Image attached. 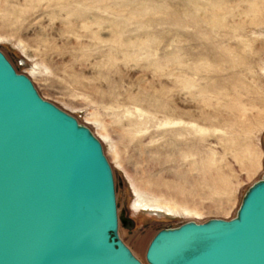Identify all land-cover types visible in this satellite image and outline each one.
<instances>
[{"label":"rangeland","instance_id":"1","mask_svg":"<svg viewBox=\"0 0 264 264\" xmlns=\"http://www.w3.org/2000/svg\"><path fill=\"white\" fill-rule=\"evenodd\" d=\"M0 50L100 140L144 264L157 231L233 218L264 175V0H0Z\"/></svg>","mask_w":264,"mask_h":264},{"label":"water","instance_id":"2","mask_svg":"<svg viewBox=\"0 0 264 264\" xmlns=\"http://www.w3.org/2000/svg\"><path fill=\"white\" fill-rule=\"evenodd\" d=\"M100 140L0 50V264H144L118 234ZM147 264H264V175L236 215L163 228Z\"/></svg>","mask_w":264,"mask_h":264},{"label":"bare ground","instance_id":"3","mask_svg":"<svg viewBox=\"0 0 264 264\" xmlns=\"http://www.w3.org/2000/svg\"><path fill=\"white\" fill-rule=\"evenodd\" d=\"M81 63V62H80ZM91 87H93V86H91ZM95 88V87H94ZM93 88V89H94ZM96 89V88H95ZM138 206L143 210V211H149V212H152V213H154V214H161L162 213V209L160 208V207H156V206H149V205H146V204H143V203H138ZM145 244L146 243H144V245H143V249H144V247H145ZM144 251V255H145V250H143Z\"/></svg>","mask_w":264,"mask_h":264}]
</instances>
